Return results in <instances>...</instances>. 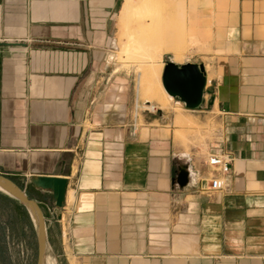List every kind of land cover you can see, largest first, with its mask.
Returning a JSON list of instances; mask_svg holds the SVG:
<instances>
[{"label": "crops", "instance_id": "obj_1", "mask_svg": "<svg viewBox=\"0 0 264 264\" xmlns=\"http://www.w3.org/2000/svg\"><path fill=\"white\" fill-rule=\"evenodd\" d=\"M123 2L0 0V41L17 42L0 44V173L38 202L53 197L32 174L67 178L47 223L64 264H264V3L236 1L199 107L151 111L109 53ZM176 107L224 131L186 150ZM217 149L234 155L226 186L201 189Z\"/></svg>", "mask_w": 264, "mask_h": 264}, {"label": "rangeland", "instance_id": "obj_2", "mask_svg": "<svg viewBox=\"0 0 264 264\" xmlns=\"http://www.w3.org/2000/svg\"><path fill=\"white\" fill-rule=\"evenodd\" d=\"M236 1L154 0L151 4L152 11H144V16L143 13L133 15L132 11L125 14L126 0H124L116 19L114 46L109 53L112 57L117 50L116 42L118 44L125 34L126 26H129L130 32L132 31L136 48L142 44L146 50L134 49L127 58L112 57V64L132 76V89H138L140 99L150 101L165 110L170 109V103L164 99V94L156 81L153 82L152 90H148V82L144 79V63L141 61H148V55L155 56L157 60H164V55H172L167 50L177 49L187 55L188 59L202 61L206 66L208 78L211 77L216 56L231 50L230 24ZM260 1L264 3V0ZM132 4V6L136 5L135 2ZM140 23H143L144 27L140 26ZM164 27L167 28L166 33L163 31ZM175 109L178 110L173 121L174 137L186 150H194L199 146H202L203 150L215 140L219 131H224L223 122L212 112L203 111L198 116L199 112L195 110H183L182 113L179 107ZM179 115L183 117L181 122L177 119ZM189 145L192 146L191 149ZM17 182L23 186L21 181L17 180ZM70 198L69 196L68 199ZM39 203L46 215L45 208L41 202ZM26 220L23 213L14 208L13 203L0 196V264L36 263L35 235L29 216L30 224ZM48 243L50 244L47 250L49 264H64L63 258L59 256L62 252L61 243L49 238Z\"/></svg>", "mask_w": 264, "mask_h": 264}, {"label": "water", "instance_id": "obj_3", "mask_svg": "<svg viewBox=\"0 0 264 264\" xmlns=\"http://www.w3.org/2000/svg\"><path fill=\"white\" fill-rule=\"evenodd\" d=\"M1 43H17L0 41ZM206 73L201 61L184 59L175 61L172 55H164L161 84L172 98L179 99L185 107L197 108L203 101ZM188 164L181 162L176 167L174 180L179 185L189 181ZM29 182L35 187L49 190L56 207L63 205L67 178L65 176L32 174ZM0 192L5 193L21 204L32 224L36 242V263L49 264L47 222L38 200L32 197L24 186L13 177L0 173Z\"/></svg>", "mask_w": 264, "mask_h": 264}, {"label": "bare ground", "instance_id": "obj_4", "mask_svg": "<svg viewBox=\"0 0 264 264\" xmlns=\"http://www.w3.org/2000/svg\"><path fill=\"white\" fill-rule=\"evenodd\" d=\"M153 1L154 0H139V1L126 0L125 5H124L125 14L129 13L130 11L134 12L133 15L134 14H139L140 15L144 11L151 12L152 11L151 4H152ZM199 1L200 0H194V2H199ZM132 2H135L136 5L132 6L133 5ZM143 15H144V13H143ZM140 26L144 27L143 23H140ZM163 31H164V33H166L167 32V28L164 27ZM131 32H130L129 26H126L125 34L122 36V38L118 42V44L116 42L117 50L114 51V54H112V57L117 56V57H126L127 58V57H129L132 54L134 49L135 50L138 49L140 51H145L146 50L145 47L142 44L140 46H138L139 48H136V43H135L136 41H135L134 36L131 34ZM229 47H231V46H229ZM167 51L171 52L172 57H173V59L175 61H183V59L187 57V55H185L184 53L180 52L177 49H170V50H167ZM147 57L149 59V60L147 59L148 61H146V62L145 61H143V62L141 61V63H144V65H143L144 66V79L146 80V82H148L147 88H148L149 91H151L152 88H153V82L156 81L158 86H159V88H160V90L164 94V99L169 101L172 97L169 96L167 93H165L166 91L162 87L161 80H160V73H161V70H162L163 60H157L155 58V56H151V55L150 56L148 55ZM159 57H160V55H159ZM182 118L183 117L181 115H179L177 119H178L179 122H181Z\"/></svg>", "mask_w": 264, "mask_h": 264}, {"label": "built area", "instance_id": "obj_5", "mask_svg": "<svg viewBox=\"0 0 264 264\" xmlns=\"http://www.w3.org/2000/svg\"><path fill=\"white\" fill-rule=\"evenodd\" d=\"M144 108L155 111L158 106L150 101H144ZM234 155L229 150H215L208 153L206 162L213 167L214 172H211L209 177L204 179H199V187L205 190H216L223 189L226 186L224 175L229 171V165L233 160ZM45 208V218L46 222H51L53 220L55 205L52 200L43 199L40 201Z\"/></svg>", "mask_w": 264, "mask_h": 264}, {"label": "trees", "instance_id": "obj_6", "mask_svg": "<svg viewBox=\"0 0 264 264\" xmlns=\"http://www.w3.org/2000/svg\"><path fill=\"white\" fill-rule=\"evenodd\" d=\"M0 196L4 197L5 200L10 201L11 203H13L14 208L16 210L19 209L20 212L23 213L25 220L27 219L26 221L28 222V224H30V222L28 220V216H27L26 210L21 204H19L15 199L11 198L10 196L6 195L5 193L0 192Z\"/></svg>", "mask_w": 264, "mask_h": 264}]
</instances>
